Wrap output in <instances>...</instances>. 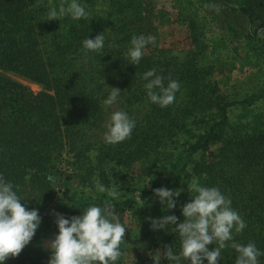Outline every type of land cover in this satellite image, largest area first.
<instances>
[{
    "label": "trees",
    "instance_id": "trees-1",
    "mask_svg": "<svg viewBox=\"0 0 264 264\" xmlns=\"http://www.w3.org/2000/svg\"><path fill=\"white\" fill-rule=\"evenodd\" d=\"M61 2L0 0V174L42 217L32 241L5 264H48L44 245L58 233L55 214L76 216L92 204L113 206L127 228L117 264H154L158 249L174 246L178 253L180 239L171 226L153 231L148 218L174 214L183 221L181 205L190 202L193 183L219 187L229 196L247 223L234 233L235 241L264 250V110L258 109L264 82L244 99L231 100L215 67L201 64V52L181 59L159 45L150 52L148 44L140 64L133 65L125 53L133 36L146 35L142 0H80L90 13L86 19L49 21L48 11ZM198 2L224 29L264 44V0ZM104 31L103 52L85 58L84 39ZM153 68L165 83L180 82L175 102L166 108L152 104L143 87V74ZM8 73L43 91L35 93ZM107 86L119 88L131 105L147 100L150 112L140 121L134 117L130 139L95 147L90 132L104 122ZM238 106L243 112L233 121L231 111ZM66 148L82 171L79 187L58 169ZM138 166L142 178L134 179ZM63 183L67 201L54 205ZM160 187L184 189L175 209L162 211L153 192ZM235 256L225 248L220 264H235Z\"/></svg>",
    "mask_w": 264,
    "mask_h": 264
},
{
    "label": "clouds",
    "instance_id": "clouds-1",
    "mask_svg": "<svg viewBox=\"0 0 264 264\" xmlns=\"http://www.w3.org/2000/svg\"><path fill=\"white\" fill-rule=\"evenodd\" d=\"M90 15L87 6L80 0H62L58 7L48 11V20H60L70 17L73 20L86 19ZM154 38L144 35L133 36L125 53L128 63L139 65L147 45ZM105 31L95 38L87 37L82 44L85 58L90 53H101L105 48ZM143 87L152 104L161 108L172 105L180 90V82L157 74L155 68L145 72ZM109 94L103 100L106 109H112L106 122L104 142L119 144L131 138L136 127V120L125 110L119 109V98L122 91L110 87ZM100 192L106 189L97 184ZM187 190L191 195L190 202L181 205L180 221L176 215H164L159 218L149 217L153 231L171 226L180 239V251L174 246H165L152 255L154 264L166 260L168 264H220L222 250L231 247L235 250V264H261L264 250L254 242L238 243L234 233H242L247 228L244 218L232 207V200L219 187L200 186L193 183ZM184 189L160 187L153 190L154 197L163 206L162 211L177 207V198ZM115 195V193H113ZM27 201L18 195L16 186L0 174V264L10 257H17L32 241L42 223V217L36 208L28 209ZM23 202V203H22ZM55 223L58 233L47 247L51 250L48 264H117L122 256L121 244L125 241L126 226L117 216L113 206L92 204L79 215L66 217L56 213ZM229 242L231 244L229 245ZM214 244L211 250L209 245Z\"/></svg>",
    "mask_w": 264,
    "mask_h": 264
},
{
    "label": "rangeland",
    "instance_id": "rangeland-1",
    "mask_svg": "<svg viewBox=\"0 0 264 264\" xmlns=\"http://www.w3.org/2000/svg\"><path fill=\"white\" fill-rule=\"evenodd\" d=\"M142 7L145 37L154 38L153 42L149 43L148 51H155L156 45H159L181 59L190 52H201L203 57L201 64L215 67V77L220 83L222 92L231 100L244 99L264 82V44L257 45L243 36L224 29L213 15L201 7L198 0H142ZM8 75L35 93L43 91L42 85L25 77L13 73ZM106 91L105 99L110 91L109 86L106 87ZM117 107L132 114V117L139 121L150 112L149 103L145 99L131 105L120 96ZM258 109L264 110V103ZM111 110L106 109L104 105L105 118L102 127L90 132V140L95 147L108 144L104 142L103 136ZM242 112V107L233 108L231 119L238 121ZM140 167L138 166L134 172V179L142 178ZM58 169L64 179L70 178L76 187L80 186L82 171L75 164L69 148H66L60 157ZM121 173L122 171L117 173L115 177L117 181ZM63 201H67L64 183L58 186L53 204L59 205ZM52 239L54 237L46 240L44 245L49 259L51 250L47 245Z\"/></svg>",
    "mask_w": 264,
    "mask_h": 264
}]
</instances>
